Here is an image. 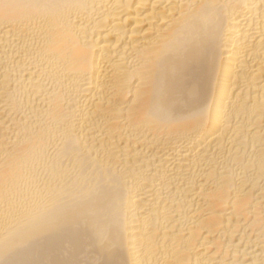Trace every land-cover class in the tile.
<instances>
[{
  "label": "bare ground",
  "instance_id": "bare-ground-1",
  "mask_svg": "<svg viewBox=\"0 0 264 264\" xmlns=\"http://www.w3.org/2000/svg\"><path fill=\"white\" fill-rule=\"evenodd\" d=\"M0 264H264V0H0Z\"/></svg>",
  "mask_w": 264,
  "mask_h": 264
}]
</instances>
